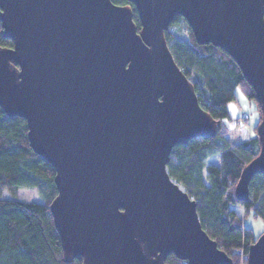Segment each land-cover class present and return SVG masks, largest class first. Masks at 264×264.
Returning <instances> with one entry per match:
<instances>
[{
  "label": "water",
  "instance_id": "obj_1",
  "mask_svg": "<svg viewBox=\"0 0 264 264\" xmlns=\"http://www.w3.org/2000/svg\"><path fill=\"white\" fill-rule=\"evenodd\" d=\"M0 0V106L27 121L56 170L50 209L67 262L234 264L203 228L197 200L169 173L172 149L218 121L176 63L165 30L181 16L200 44L230 54L260 103L259 154L236 184L264 174V0ZM264 264V231L248 248Z\"/></svg>",
  "mask_w": 264,
  "mask_h": 264
},
{
  "label": "trees",
  "instance_id": "obj_2",
  "mask_svg": "<svg viewBox=\"0 0 264 264\" xmlns=\"http://www.w3.org/2000/svg\"><path fill=\"white\" fill-rule=\"evenodd\" d=\"M130 5L139 29L141 22L134 3ZM165 38L179 67L194 83L200 104L217 121L214 136L193 137L172 149L167 164L170 175L189 195L197 200V210L203 228L234 264L241 255L248 264V248L256 241L253 229L232 207L240 205L245 215L264 220V174H256L249 187V198L241 200L236 184L241 172L260 151L258 125L261 121L260 103L254 88L245 78L240 66L222 48L212 43L197 42L193 30L181 16L165 30ZM0 46L13 47L12 38L5 37L0 20ZM238 90L256 101L258 118L251 124L250 116L238 122L239 140L229 135L224 118L229 116L228 104L238 101ZM251 129L248 138L244 133ZM219 153V161L209 157ZM54 166L37 154L30 145L27 121L8 116L0 106V264H82V259L65 260L60 234L50 205L58 194ZM36 188L42 201H24L3 197L4 191L16 195L20 188ZM166 264H188L170 254Z\"/></svg>",
  "mask_w": 264,
  "mask_h": 264
},
{
  "label": "rangeland",
  "instance_id": "obj_3",
  "mask_svg": "<svg viewBox=\"0 0 264 264\" xmlns=\"http://www.w3.org/2000/svg\"><path fill=\"white\" fill-rule=\"evenodd\" d=\"M238 97H239L238 101L229 102L228 104L229 116L225 117L223 120L229 129L230 137L233 138L235 141L239 140L238 122L239 121L243 122L244 121L243 118L245 116H250L249 121L251 124H253L256 122L258 118L257 111L255 110L256 101L248 99L239 90H238ZM254 113H255V118L253 119ZM219 158H220V154L216 153L209 157V161L216 162L219 161ZM3 197H7V198L12 197L24 201H42V197L39 191L36 188H30V187L20 188L16 195H12L5 190L3 193ZM232 207L237 211V213L241 217L244 218L245 225L253 229V232L255 233L256 237H258L264 231V220L262 218L254 217L253 213L245 215V210L240 205L234 204ZM244 261H245L244 255H241L238 263L245 264Z\"/></svg>",
  "mask_w": 264,
  "mask_h": 264
},
{
  "label": "clouds",
  "instance_id": "obj_4",
  "mask_svg": "<svg viewBox=\"0 0 264 264\" xmlns=\"http://www.w3.org/2000/svg\"><path fill=\"white\" fill-rule=\"evenodd\" d=\"M247 106V105H246ZM255 118V113H254V115H253V119ZM251 132V129L249 128L245 133H244V135H245V137L246 138H248V135H249V133Z\"/></svg>",
  "mask_w": 264,
  "mask_h": 264
}]
</instances>
